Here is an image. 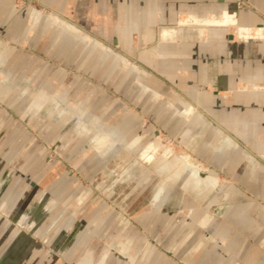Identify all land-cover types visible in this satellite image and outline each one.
<instances>
[{
    "label": "crops",
    "instance_id": "0c3cea01",
    "mask_svg": "<svg viewBox=\"0 0 264 264\" xmlns=\"http://www.w3.org/2000/svg\"><path fill=\"white\" fill-rule=\"evenodd\" d=\"M38 2L82 34L62 27L69 32L68 38L62 40L58 35L47 36L41 28L30 43L32 49L48 59L65 56L67 65L75 62L84 71L93 66L102 77L122 71L121 64L130 74H142L144 86L139 93L122 84L118 88L127 91L131 103L143 100L141 95L148 93L143 101L146 110L156 109L155 98L160 95L174 102L170 89L183 93L216 124L218 132L210 133V153L217 159L215 167L227 177L223 179L212 172L204 179L194 173L188 178L180 174L168 178L149 197L147 208L131 215L144 233L100 206L95 216L85 215V219L94 218L92 231L91 221L75 228L73 214L52 241L43 235L68 209H55L50 194L44 193L43 176L30 181L19 178L9 184L10 179H3L0 190L9 186L6 200L14 201L17 208H25L32 226L26 229L0 224V264H264V0H243L245 5L240 9L228 0ZM30 9L20 7L18 0H0V42L21 45L28 40ZM223 20L230 23L224 24ZM50 22L56 21L52 17ZM80 35L86 41L92 40L89 36L94 37L104 48L95 53L96 62L92 65L88 59L90 51L74 38ZM3 48L0 58L4 60L11 56L13 48ZM36 58L34 64L41 62L37 72L46 78L40 84L43 88L29 96L25 114L29 120L39 118L45 110L50 100L48 93L61 87L69 96L70 89L62 80L66 71ZM108 59L113 63L106 68ZM103 105L109 107L112 101L102 99ZM164 106L162 103L157 118L163 127L179 129V117L167 114ZM53 116L50 114L47 120ZM113 120L116 128L125 132L136 122L129 112L116 114ZM197 122L195 119L193 124ZM129 178L121 177L116 182ZM229 179L245 187V192ZM175 186L180 189L178 200L182 203L205 201L214 187L221 186L218 190L222 197L208 205L209 209L216 204L217 211L187 210L184 216L191 219V224L169 225L171 217L166 207L173 200L170 193ZM53 196L59 200L57 189ZM131 196L133 193L127 198ZM219 200L223 204H218ZM108 216L114 217L112 224L111 220L106 221ZM110 229L113 233L109 242H96L95 237H105ZM78 231L79 235L75 233ZM208 234L221 237L225 246L209 248ZM231 253L236 258L228 256Z\"/></svg>",
    "mask_w": 264,
    "mask_h": 264
},
{
    "label": "rangeland",
    "instance_id": "374dc122",
    "mask_svg": "<svg viewBox=\"0 0 264 264\" xmlns=\"http://www.w3.org/2000/svg\"><path fill=\"white\" fill-rule=\"evenodd\" d=\"M38 1L18 0L20 7L31 8L27 15L28 40L21 45L0 42V51L3 47L14 49L11 50L9 58H0V181L10 179L7 182L9 184L19 178L30 181L43 176V181L46 182L44 193L50 194L55 209L62 212L68 209L43 236L49 241L54 240L73 214L75 228L81 224L87 226L88 221H91L92 231L94 218L88 220L85 215L89 213V216H95L100 206L106 211L115 212L117 220L129 221L144 233L142 225L135 223L131 215L147 208L149 197L168 178L177 177L179 174L188 178L194 173L204 179L212 172L218 173L220 178L227 177L215 167L213 163L217 159L210 153L213 148L210 133L218 132L216 124L183 93L170 89L174 102L160 95L155 98L156 109L146 110L143 101L148 93L141 95L143 100L131 103L127 91L118 88L122 84L128 89L131 88L133 93H139L144 86L142 74H130L129 69L121 64L119 67H122V71L102 77L94 72L93 66L89 71H84L75 62L67 65L65 56L58 60L48 59L32 49L30 43L41 28L47 36L58 35L62 40H66L69 34L62 27L82 34L59 17L55 16L58 23H51L54 15L44 10ZM228 1H233L237 9L245 5L243 0ZM37 14L40 17L34 23ZM221 22L230 23L224 20ZM89 37L92 42L83 40L81 35L74 36L84 49L90 51L88 59L92 65L96 62L95 53L104 48L99 46L94 37ZM37 56L42 59V63L47 62L54 65L55 69L66 71L62 80L70 89L69 96L65 95V90L61 87L48 93L50 100L45 110L39 118L29 120L25 116L29 110V96L43 88L40 84L46 78L44 74L37 72L41 62L33 63ZM111 62L113 60L108 59L106 68ZM28 67L31 69L28 70ZM102 99L106 102L112 101V105L102 106ZM162 103H165L164 111L167 114L179 117L182 123L179 129H167L157 118L160 107L163 108ZM125 112L132 113L136 118L132 129L126 132L117 129V123L113 120L116 114ZM50 114L54 116L47 120ZM195 119L199 122L194 125ZM242 156L245 160V153ZM121 177L130 178L116 182ZM232 182L236 184L235 181ZM8 184L0 190V224H14L30 229L32 224L28 223L25 208H17L14 201L6 200ZM236 186L245 192V187L238 183ZM220 188L221 186L214 187L205 201L182 203L178 200L180 189L175 186L170 193L173 200L166 207L171 217L168 224H191V219L184 216V211L187 210L217 211L216 204L209 209L208 205L215 198L222 197V191L218 190ZM55 189L59 191V200L53 199ZM131 193L133 196L127 198ZM218 204H223V201L219 200ZM113 219V216H108L106 221L111 220L109 224H112ZM75 233L79 235L81 231ZM112 233L113 230L110 229L105 237H95V240L107 243L111 240ZM207 237H211V234ZM214 245H218V249L225 246L221 237L212 235L209 248ZM216 253L221 255L219 250ZM228 256L236 258L233 253Z\"/></svg>",
    "mask_w": 264,
    "mask_h": 264
},
{
    "label": "bare ground",
    "instance_id": "6f19581e",
    "mask_svg": "<svg viewBox=\"0 0 264 264\" xmlns=\"http://www.w3.org/2000/svg\"><path fill=\"white\" fill-rule=\"evenodd\" d=\"M39 17H40V15L39 14H37V17H36V19L33 21L34 23L35 22H37V20L39 19ZM53 19L58 23L59 22V20H57V18L56 17H54L53 16ZM196 173V172H195ZM212 179V178H211ZM30 228V227H29Z\"/></svg>",
    "mask_w": 264,
    "mask_h": 264
}]
</instances>
